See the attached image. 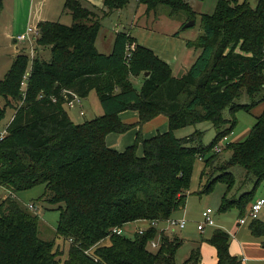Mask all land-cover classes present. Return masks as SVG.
<instances>
[{"label":"trees","instance_id":"1","mask_svg":"<svg viewBox=\"0 0 264 264\" xmlns=\"http://www.w3.org/2000/svg\"><path fill=\"white\" fill-rule=\"evenodd\" d=\"M131 1L103 0L97 6L65 0L63 11L71 14V25L39 22L37 55L31 57L24 47L0 80V121L8 105L14 109L0 138V184L15 194L45 185L40 199L61 211L56 233L70 240L62 264H200L201 242L215 248L216 264H244L230 252L231 236L222 228L202 237L179 262L184 239L159 224L186 206L199 160L200 183L205 182L201 192H211L218 182L227 186L220 211L237 207L241 218L257 199L256 187L264 179V0L255 6L249 0H217L213 13L199 14L190 0H137L146 14L169 9L171 16L185 14L187 21L200 15L202 32L187 42L198 54L179 76L127 31L116 32L110 53L99 51L101 19ZM3 6L0 0V14ZM40 47L50 49L48 59L39 55ZM28 69L23 98L21 83ZM137 77L140 89L133 82ZM92 91L103 113L75 122L66 110L68 102ZM243 96L247 102H239ZM127 110L137 111L139 119L124 122L120 114ZM240 110L253 113L256 122L245 139L230 141ZM159 115L167 117L168 129L145 136L144 124ZM204 121L216 130L209 144L202 142L204 132L198 128L176 135V130ZM134 127L132 144L124 149L107 144L108 134ZM218 145L231 151L229 159L220 162ZM236 165L252 174L255 184L229 197ZM136 220L149 221L144 232L132 237L113 232ZM248 223L264 247V220ZM40 227L39 215L17 196L0 197V264H60L55 240L42 237ZM107 238L110 243L100 244ZM153 242L155 250L149 248Z\"/></svg>","mask_w":264,"mask_h":264},{"label":"rangeland","instance_id":"2","mask_svg":"<svg viewBox=\"0 0 264 264\" xmlns=\"http://www.w3.org/2000/svg\"><path fill=\"white\" fill-rule=\"evenodd\" d=\"M45 2L46 0H44L43 2L44 7ZM190 2L195 11L198 12V14L201 12L213 13L217 4V0H190ZM249 2L252 6H255L258 0H249ZM25 6H27V3L25 4ZM36 7H38V4H36ZM63 7L64 5L56 9L57 12H55V14L51 16L52 21H59L64 24L71 25L72 16L71 14L64 12ZM16 15H19V13H16ZM23 19L24 18L22 17V20ZM25 21L26 19L19 22L20 28L25 23ZM189 21H187V17L185 14L171 16L169 13V9L162 11L160 10L156 14H146L145 6L138 3L137 0H132L124 9L115 11L110 16L101 19L102 26L98 34L96 45L99 51L103 53H109L111 48H109L110 46L108 45L109 42H111L110 44L112 47L116 32L122 30L127 31L128 34H133V36L137 38L138 43L150 47L153 50L154 48L152 46H167L171 53L169 57L170 61L172 63H178L175 67L174 74L179 76L184 72V68L181 67L183 65H189L192 62V57L194 56L196 58L195 53L196 55L198 54V50L194 49L195 47L193 45H188L187 42L189 40H196V38L202 32L200 15H198L194 20L195 23L192 26L184 27V25ZM38 28L39 27H36L37 30ZM14 38H16V36L12 37V39L10 38L7 39V41H2L0 43V80L5 77L6 73L11 68L14 58L16 57L17 50L15 49V44H19V46L22 47L20 50H23V45H26L28 47V49H26L28 50V52H30L28 41L16 43L13 40ZM18 40L20 39L18 38ZM36 44L34 56L37 55ZM133 46H135V43L127 46V51L130 52ZM154 51L156 52V50ZM39 55L43 58L48 59L51 55L50 49L40 47ZM158 55L162 58L160 54ZM23 80L24 76L22 81ZM133 82L135 86L140 89L142 83L141 77L134 78ZM25 86L26 88L23 87L21 83L23 98H25V91L27 90L28 80L26 81ZM81 100V106L76 103L74 106L68 105L66 107V110L71 114V117L75 122H83L86 119H90L95 117L96 115H99V111H103L99 97L95 91H92L89 96L81 98ZM247 101V96H243L239 100V102ZM11 102L16 103L17 101L11 100ZM1 103L5 104L6 100L2 98ZM81 111H83L84 113L82 114ZM13 116L14 109L11 107V105H8L6 116L0 121V133L5 134L6 127L12 120ZM161 116L163 118L166 117L165 115ZM236 118L237 124L234 128V131L228 137V140H237L241 138L245 139L252 126L256 122L255 115L245 110L238 111L236 113ZM145 126H148L147 131L149 132L152 128L156 129L158 123H149ZM197 128L203 130L204 132L202 138V142L204 144H209L216 135L215 128L208 121L201 122L196 126L191 125L178 129L176 130V135L180 137L186 136L194 132ZM142 129L144 135H146L147 132H144V126ZM167 129V126L165 128L159 127V130H156V133L163 132ZM230 156L231 151L225 152V149L222 150L221 155L219 156L220 162L229 159ZM202 167L203 162L200 160L197 161L192 176L191 190L187 198L186 206L176 211L173 215V217L176 219H186V226L184 228H179L178 226H170L167 222H162L159 224V228H166L169 225L170 232L178 233L181 238L184 239V243L178 251L177 260L179 262L183 261L189 255L190 250L196 244H198L199 240L202 237H211L216 228H222L230 233L231 239L229 249L233 255H241L240 252H236V249L237 247H240V244L244 245L245 251L247 253H249V251L251 252V247L247 246L248 241L259 242L260 239L254 237L251 234L248 222L244 224L239 223L240 211L237 207H233L227 211H220L222 196L227 187L225 183H216L211 192H201V190H203V184L205 183L204 181L200 183V174ZM231 171L236 176V185L230 191L229 197H238L241 193L252 190L254 188L255 177L252 174L248 175V172L244 167L236 165L231 168ZM44 192L45 185L40 183L31 188L19 191L16 193V195L18 199L25 205L30 202H34L36 204V213L40 217L41 235L46 239L55 240L54 248L57 251V258L60 261V264H62V262L68 256L70 240H65L64 238L57 235L56 229L60 221L61 211L56 207H53L48 201L40 199V196L43 195ZM5 195L4 190L0 189V197L3 198L5 197ZM255 197H264V179L257 185ZM207 208H211L213 210L212 215L217 226H206L203 231H200L197 226L204 220L203 211H205ZM260 218L264 220V209L261 212ZM138 221H142L143 224L139 223ZM148 224V220H136L134 222H129L124 226L123 234L132 237L136 232L140 233V229H146L148 227ZM108 243H110V240L107 238L100 244ZM199 245L202 247V264H211L213 262V259H215L216 257L214 247L207 242H201L199 243ZM236 245L237 247H235L234 250V246ZM152 247L149 248L151 250H155V248ZM92 251H94V249H91L90 253ZM246 257L251 259V261H249V259L247 260V264L263 263V260H259L256 257ZM247 261H245L244 259V263H246Z\"/></svg>","mask_w":264,"mask_h":264},{"label":"crops","instance_id":"3","mask_svg":"<svg viewBox=\"0 0 264 264\" xmlns=\"http://www.w3.org/2000/svg\"><path fill=\"white\" fill-rule=\"evenodd\" d=\"M42 1L44 2V0H42ZM42 1L41 0H38V1H36V0H4V6H3L2 12L0 14V43L2 41H7V39H10V38L12 39V37H14V36H16V38H14L13 40L16 43H21L22 41H27V40H18V37L20 35H25L27 33L29 27H31V28L38 27V24L40 21H45V20L52 21L51 16L53 14H55V12H57L56 9L59 8L60 6H63L64 2H65V0H48V5H47V0H46L45 7H44ZM88 1L89 2L91 1V3L93 2V4H96L97 6L103 5V0H88ZM26 3H27V6H25ZM36 4H38V7H36ZM16 13L17 14L19 13V15H16ZM22 17L24 19H26V21L20 28L19 22L24 20V19L22 20ZM114 39H115V37H114ZM110 43L111 42H109L108 46H110L109 48H111L110 49V52H111L113 45L111 47ZM35 44H36V41H35ZM15 45H16L15 49L17 50V54H18L21 51L20 49L22 47H20L19 44H15ZM23 47H26L28 49V47L26 45H23ZM152 47L154 48V50H156V52L158 54H160L162 56V58H164L171 65L173 70H175V67L178 63H175V62L172 63L170 61L169 57H170L171 53L169 51V48L167 46H160V45H157V47L156 46H152ZM195 56H196V53H195ZM194 59H195V57L193 56L192 62L194 61ZM190 64L189 65H183L181 68H184V71H186L189 68ZM263 106H264V104H262L260 107L263 108ZM99 112H100L99 115L103 113L102 110ZM69 115L71 117L70 113H69ZM120 116H121L122 120L124 122H127V123H134L139 119L138 112L135 110L124 111L120 114ZM149 123H158V126L156 127V129L152 128L148 132L147 131L148 126H145V125H148ZM166 126L168 128L167 117L163 118L161 115H159V116L155 117L154 119H152L151 121L144 124V132H147L145 136L149 137L151 135H154V134H156V130H159V127L165 128ZM137 131H138V127H134L125 133H110L107 135V143H108V145H110L112 147H115L118 149H124L126 146L133 143V141L136 137ZM242 139L243 138L237 139V140L236 139L235 140L230 139V141H241ZM139 223L143 224L142 221ZM247 246L251 247V252L249 251V253H247L245 251L244 245H241V244H240L239 248L237 247V245L234 246V250H235V247H237L236 252L241 253V255H238V256L239 257L241 256L243 258V261H244V259H245V261H247L249 258L246 256H250V257H256L259 260H263L262 264H264V247L262 246L261 242L260 241L259 242L248 241ZM201 253H202V247H201ZM215 255H216V250H215ZM202 260H203V258L201 259L200 264L203 263ZM249 261H251V259H249ZM216 262H217V256L215 257V259H213V262L211 264H216ZM247 263H248V261L244 264H247Z\"/></svg>","mask_w":264,"mask_h":264},{"label":"built area","instance_id":"4","mask_svg":"<svg viewBox=\"0 0 264 264\" xmlns=\"http://www.w3.org/2000/svg\"><path fill=\"white\" fill-rule=\"evenodd\" d=\"M38 33L39 32H38V30L36 28L29 27L28 31H27V33L25 35H20L18 37L20 40H27L29 42L31 57H34L35 41L37 39ZM30 71H31V69H28L27 72L24 74V80L22 81V85L25 88H26L25 83H26V81L28 80V78L30 76ZM76 103L79 104L80 106L82 105V100L77 95L74 96V98L71 99L68 102V105L69 106H74ZM81 113L83 114L84 112L81 111ZM3 135L4 134H1L0 138L3 137ZM227 139L228 138L225 136L222 139V142L226 141ZM216 150L217 151H221L222 150V146L218 145L216 147ZM0 189L4 190V195L5 194H7V195L12 194L13 196H17L14 192H12L6 186H3L1 184H0ZM7 195H5V197ZM26 205L32 211L37 212V206H36V204L34 202H30V203H28ZM263 209H264V197H259V198L255 199L252 202V204L250 205L247 215L244 216V217H241L240 220H239V223L244 224V223H247L248 220L259 218ZM212 214H213V210L211 208H207L205 211H203L204 220L202 222H200L198 224V226H197L200 231H203L206 226H216L217 225ZM167 223L170 226H178L179 228H184L186 226L187 220L184 219V218L176 219V218L172 217V218H169L167 220ZM169 225L167 226V228L169 227ZM123 228L124 227H116V228L113 229V232H116L118 234H122L123 233ZM144 231H145V229H140V233H142ZM152 246L156 247L157 244L155 242H153ZM87 252L89 253L90 250H87Z\"/></svg>","mask_w":264,"mask_h":264},{"label":"water","instance_id":"5","mask_svg":"<svg viewBox=\"0 0 264 264\" xmlns=\"http://www.w3.org/2000/svg\"><path fill=\"white\" fill-rule=\"evenodd\" d=\"M194 23H195L194 20H190L189 22H187V23L184 25V27L192 26ZM147 74H148V73H147ZM240 258H242V257L240 256Z\"/></svg>","mask_w":264,"mask_h":264}]
</instances>
